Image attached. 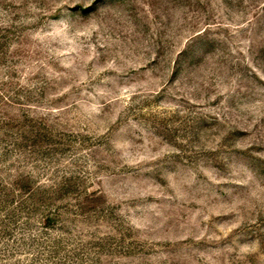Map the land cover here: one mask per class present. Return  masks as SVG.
Masks as SVG:
<instances>
[{"label": "rangeland", "instance_id": "1", "mask_svg": "<svg viewBox=\"0 0 264 264\" xmlns=\"http://www.w3.org/2000/svg\"><path fill=\"white\" fill-rule=\"evenodd\" d=\"M0 264H264V0H0Z\"/></svg>", "mask_w": 264, "mask_h": 264}]
</instances>
